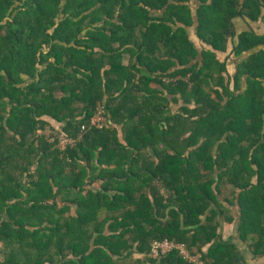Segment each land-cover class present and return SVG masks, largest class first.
I'll return each instance as SVG.
<instances>
[{
  "label": "trees",
  "instance_id": "16d2710c",
  "mask_svg": "<svg viewBox=\"0 0 264 264\" xmlns=\"http://www.w3.org/2000/svg\"><path fill=\"white\" fill-rule=\"evenodd\" d=\"M189 2L0 0V264H264V0Z\"/></svg>",
  "mask_w": 264,
  "mask_h": 264
},
{
  "label": "crops",
  "instance_id": "0c3cea01",
  "mask_svg": "<svg viewBox=\"0 0 264 264\" xmlns=\"http://www.w3.org/2000/svg\"><path fill=\"white\" fill-rule=\"evenodd\" d=\"M189 6L192 9L193 13H196L199 7L201 6L200 0H190ZM237 35L254 31L259 35L264 34V21L258 22L256 24H250L247 21L245 22L242 19H236L234 22ZM190 40L193 41L195 46L202 51V49L210 50V47L206 46L202 41H200L196 35L195 28L189 29ZM237 37L233 43H237ZM233 43L230 42L228 50L226 52H218L217 57L220 62H224L227 65V70L230 76H233L236 72L237 65L241 62L242 58H237L235 52L233 51ZM127 64V62H125ZM235 221L232 223L222 222L218 230L217 240L222 244L233 245L235 246L240 253L245 257L246 261L250 264H260V260L257 259L251 252L248 243L244 242L240 232V212L238 207L234 208ZM209 249V246L205 249ZM193 261H189L193 264H203L199 260L198 256L190 255Z\"/></svg>",
  "mask_w": 264,
  "mask_h": 264
},
{
  "label": "built area",
  "instance_id": "2783aa9c",
  "mask_svg": "<svg viewBox=\"0 0 264 264\" xmlns=\"http://www.w3.org/2000/svg\"><path fill=\"white\" fill-rule=\"evenodd\" d=\"M92 126L100 130L109 127L108 120L103 110H99V112L94 116V118L92 119ZM40 134H44L47 137H51V132L48 130L45 133L41 132ZM54 134H55L54 139L58 141L57 146L62 151H64L69 146L73 147L76 143V140L71 137H67L66 135H62V134H56V133ZM173 251H178L188 261L194 260L191 258L188 250L185 248L184 245H179L169 241L155 243L152 247L150 257L154 259L161 258Z\"/></svg>",
  "mask_w": 264,
  "mask_h": 264
},
{
  "label": "rangeland",
  "instance_id": "374dc122",
  "mask_svg": "<svg viewBox=\"0 0 264 264\" xmlns=\"http://www.w3.org/2000/svg\"><path fill=\"white\" fill-rule=\"evenodd\" d=\"M135 257H136V258H140V256H138V255H136Z\"/></svg>",
  "mask_w": 264,
  "mask_h": 264
}]
</instances>
